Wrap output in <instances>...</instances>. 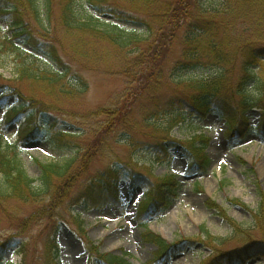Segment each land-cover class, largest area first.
<instances>
[{
	"label": "trees",
	"instance_id": "obj_1",
	"mask_svg": "<svg viewBox=\"0 0 264 264\" xmlns=\"http://www.w3.org/2000/svg\"><path fill=\"white\" fill-rule=\"evenodd\" d=\"M109 17L111 21L106 20ZM0 19L7 24L11 34L6 42L32 56L43 54L54 64L52 72L39 73L27 64L19 66L15 72L16 80L35 84L45 96L55 94L59 89L72 97L87 89L79 79L73 81L72 86L65 82L70 76H79L72 71L71 64L64 62L62 54L82 66L93 57L113 58L120 70L138 75L141 80L147 78L137 81L140 82L138 88L129 87L127 98H141L147 91L149 96H155L161 85V80L155 78L160 77L158 65L163 61V48L177 43L180 52L172 75L177 86L182 87L181 95L157 106L158 113L172 112L198 118L216 114L226 120L231 139L245 138L253 130L261 131L264 125V0H0ZM54 36L57 39L53 40ZM191 70L212 73L210 77L182 81V73ZM250 85L254 87L250 88ZM14 86L0 84V109L5 111L7 123L18 125L20 134L23 133L20 138L29 140L42 132L60 150L78 149L77 138L60 128L56 118L46 116L50 111L45 102ZM13 97L17 102L11 105ZM253 110L261 112L263 121L258 128L250 124ZM144 122L157 128L154 117H147ZM97 132V129L90 130L92 136ZM98 134L102 137L97 138L99 144L83 150L79 148L70 160L64 158L61 162L40 164L41 176L35 179L23 169L17 148L10 147L0 132V214L5 212L3 210L10 201L34 206L48 201L49 211H52L55 204L61 205L67 197L69 199L70 195L63 196L62 192L68 194L72 189L70 183L77 175L73 174L79 172L77 167L74 169L77 161L82 159L85 166L89 152L105 145L104 137L109 131L106 129ZM191 139L187 144H181L191 161L190 169L204 171L211 163L206 153L208 141L202 135ZM119 173V170L108 169L100 174L86 188L85 205L99 208L118 201L119 194L113 195L112 189L118 188ZM121 173L129 175L127 170ZM131 176L134 180L136 175ZM256 187L263 198L260 204L263 210L264 194L259 185ZM106 191L112 196L104 202ZM179 192L180 183L176 177L159 178L149 186L138 219L145 221L152 212L156 215L166 212L177 201ZM230 202L248 209L239 200ZM206 207L218 211L233 228L241 229L240 224L213 200H208ZM49 211L45 215V208H42L26 222L35 224L51 218ZM251 213L254 217L251 216L254 220L252 229L239 235L235 232L232 238L238 242V247L228 253V260L245 264L264 256V232L255 234L257 226L264 228V215L263 212ZM79 223L82 227L83 223ZM201 234L205 239L211 238L204 227ZM12 238L0 241V264H6L7 252L16 247ZM143 239L156 246L155 261L167 260L184 244L191 243L182 240L170 244L151 231H146ZM200 241L203 244L205 240L201 238ZM211 241L206 247L213 249L215 241ZM86 246L91 264H129L119 256L101 254L100 249L89 241ZM48 247L51 254L46 264H58L55 262L56 246L50 241ZM222 252L217 251L202 264H223L216 259ZM17 253L23 260L20 264H26L29 254L25 245L18 244Z\"/></svg>",
	"mask_w": 264,
	"mask_h": 264
},
{
	"label": "rangeland",
	"instance_id": "obj_2",
	"mask_svg": "<svg viewBox=\"0 0 264 264\" xmlns=\"http://www.w3.org/2000/svg\"><path fill=\"white\" fill-rule=\"evenodd\" d=\"M55 13H58V8ZM106 20L111 21L112 18ZM8 38L11 34L7 24L0 19V84L8 87L16 85L33 98L45 102L50 111L46 116L56 118L60 128L75 136L80 150L99 144L97 138H102L99 132L107 129L109 135L104 137L103 147L89 152L85 166L82 159L76 160L74 169L77 167L79 172L73 174L77 175L70 183V193L62 192L63 196L70 197L61 205L55 204L49 211L48 201L36 206L15 201L7 203L5 212L0 214V241L12 236L16 247L7 252L6 264L23 261L17 253L18 244L25 245L28 250L26 264H46L51 254L48 247L50 241L57 248L55 262L58 264H91L86 241L99 248L101 254H127L130 264H202L217 251H223L216 256L217 261L234 264L227 257L238 247V242L232 237L237 232L239 235L252 229L254 220L251 211L263 212L264 215V209L260 208L263 198L258 195L255 186L260 184L264 194V128L251 132L250 137L239 136L233 141L228 137L226 122L215 114L198 118L172 112L158 113L157 106L181 95L182 87L177 86L172 75L180 44L163 48V61L158 65L161 68L160 77L155 78L161 80V85L155 96H149L147 91L141 98L130 100L127 98L128 88H138L140 82L147 78L141 80L138 75L120 70L113 58L93 57L82 66L62 54L64 62L71 64L72 71L79 76L67 77L65 82L72 86V82L79 79L87 88L83 94L79 91L77 96H67L59 89L57 93L45 96L35 84L28 81L17 83L14 76L19 66L27 64L39 73L52 72L55 68L45 55L26 54L16 45L6 42ZM55 39L57 36L53 37ZM101 51L100 47V54ZM211 73L191 70L182 73V81L210 77ZM253 87L250 85V88ZM16 102L17 98L13 97L10 104ZM108 112L113 115L106 114ZM147 117L155 118L157 128L144 122ZM262 121L260 112L250 114L253 127L262 124ZM91 129L98 132L92 136ZM0 131L8 145L17 148L21 165L31 178L41 176L40 164L61 162L64 158L70 160V156L78 152V149L60 150L42 132L29 140L20 138L23 133H19L15 124L5 122L3 109H0ZM201 135L208 141L206 153L211 164L204 171L199 168L191 171V161L181 144H187L191 138ZM108 169L119 170L121 174L117 190L112 189L113 195L120 194V200L99 208L85 205L86 188ZM123 170H127L129 175L121 173ZM134 174L137 182L131 178ZM169 176L177 177L180 183L177 201L162 214L152 212L147 215L143 223L136 216L145 202V193L153 182ZM104 194L105 198L112 196L110 191ZM210 199L240 224L241 229L233 228L218 211L206 207ZM231 200L241 201L248 209L232 204ZM42 208H45V215L49 211L52 217L35 224L26 222ZM79 222L83 223L82 227ZM202 227L209 231L211 238L201 237ZM146 231L162 236L170 244L182 240L191 243L184 244L169 259L155 261L157 249L144 241ZM260 232H264V228L257 226L255 234ZM201 238L205 240L203 244ZM210 240L215 241L213 249L206 247ZM246 264H264V256Z\"/></svg>",
	"mask_w": 264,
	"mask_h": 264
},
{
	"label": "bare ground",
	"instance_id": "obj_3",
	"mask_svg": "<svg viewBox=\"0 0 264 264\" xmlns=\"http://www.w3.org/2000/svg\"><path fill=\"white\" fill-rule=\"evenodd\" d=\"M21 82H23V80H17V83L21 84ZM3 92V91H2ZM107 202L108 201V197L104 198V202ZM119 257L123 258L125 261L128 260L126 256H124L123 254L122 255H119ZM129 262V260H128ZM130 264V263H129Z\"/></svg>",
	"mask_w": 264,
	"mask_h": 264
}]
</instances>
